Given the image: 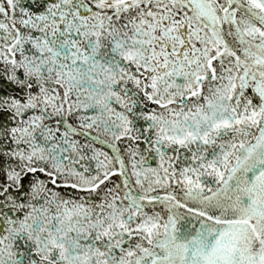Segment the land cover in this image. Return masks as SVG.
Instances as JSON below:
<instances>
[{
  "label": "snow or ice",
  "instance_id": "6c2138e0",
  "mask_svg": "<svg viewBox=\"0 0 264 264\" xmlns=\"http://www.w3.org/2000/svg\"><path fill=\"white\" fill-rule=\"evenodd\" d=\"M0 264H264V0H0Z\"/></svg>",
  "mask_w": 264,
  "mask_h": 264
}]
</instances>
